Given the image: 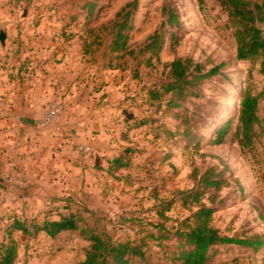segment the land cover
Listing matches in <instances>:
<instances>
[{"label": "rangeland", "instance_id": "1", "mask_svg": "<svg viewBox=\"0 0 264 264\" xmlns=\"http://www.w3.org/2000/svg\"><path fill=\"white\" fill-rule=\"evenodd\" d=\"M228 20L220 0H0L9 33L2 59L27 79L38 74L43 105L64 104L61 120L44 130L51 142L0 173V260L12 244L13 264H80L100 236L143 243L149 264H178L183 222L202 205L214 210L222 237L264 235V102L253 146L236 141L237 116L226 142L213 144L231 100L240 103L249 84L264 86L259 64L237 60ZM124 22V48L113 51ZM161 33L159 48L146 50ZM177 58L221 69L173 107L171 94H155L172 81ZM194 192L200 202L188 197ZM72 215L79 228L55 238L31 226ZM209 255L207 264H264V246L219 244Z\"/></svg>", "mask_w": 264, "mask_h": 264}, {"label": "trees", "instance_id": "2", "mask_svg": "<svg viewBox=\"0 0 264 264\" xmlns=\"http://www.w3.org/2000/svg\"><path fill=\"white\" fill-rule=\"evenodd\" d=\"M222 7L228 15L229 27L233 30V36L237 44L236 58L239 62L252 61L259 64V73L264 77V32L260 25L264 24V3L259 4L252 0H220ZM137 2L127 5L117 17H122L128 7L136 8ZM128 15V14H126ZM167 24L178 26L177 16L172 10L168 11ZM165 24L162 25L164 28ZM126 23L119 25V29L112 43L113 51L120 47L124 48L125 43H120L125 38L123 30ZM163 34H155L152 42L147 45L146 50L155 51L162 44ZM172 81L164 85V93H156L155 99L159 100L161 95L171 94L170 105L179 106L180 100L189 96H196L193 93L195 86L212 79L220 74V66L207 70L200 63H194L190 58H177L169 64ZM264 102V86L261 91L255 92L252 84H249L240 93V103L235 101L231 116L224 123L217 126L213 131V144L222 145L232 129L234 118L237 116L235 139L243 148L251 147L260 136L257 127L261 124L259 111ZM205 186L217 185L218 181L205 179ZM194 196L195 202H200L201 193L194 192L188 197ZM169 208V207H168ZM214 210L202 205L190 217L184 220V230L179 233L181 247L185 248L178 258V264H207L212 247L219 244H237L248 248L259 249L264 246V235L256 236L254 239H234L220 235L212 225ZM164 217V213H161ZM79 220L76 216L62 217L58 221H45L42 225H31L35 228V234L45 232L49 237L55 238L59 234L77 230ZM16 229L30 234L29 227L25 223L17 221ZM92 245L87 251L86 258L80 264H131L133 258L139 259V264L145 262L146 252L143 250V243L125 242L115 243L110 237H92ZM4 247L3 258L0 264H13L16 247L12 244Z\"/></svg>", "mask_w": 264, "mask_h": 264}, {"label": "crops", "instance_id": "3", "mask_svg": "<svg viewBox=\"0 0 264 264\" xmlns=\"http://www.w3.org/2000/svg\"><path fill=\"white\" fill-rule=\"evenodd\" d=\"M10 65L0 55V173L22 164L28 152L43 149L53 134L37 127L48 108L42 104L45 87L41 78L33 73L27 79L15 63Z\"/></svg>", "mask_w": 264, "mask_h": 264}, {"label": "built area", "instance_id": "4", "mask_svg": "<svg viewBox=\"0 0 264 264\" xmlns=\"http://www.w3.org/2000/svg\"><path fill=\"white\" fill-rule=\"evenodd\" d=\"M64 104L61 100H54L50 103L41 120L37 123L39 129L45 130L56 125L62 118Z\"/></svg>", "mask_w": 264, "mask_h": 264}, {"label": "water", "instance_id": "5", "mask_svg": "<svg viewBox=\"0 0 264 264\" xmlns=\"http://www.w3.org/2000/svg\"><path fill=\"white\" fill-rule=\"evenodd\" d=\"M9 39L8 28L5 25H0V45L5 48Z\"/></svg>", "mask_w": 264, "mask_h": 264}, {"label": "bare ground", "instance_id": "6", "mask_svg": "<svg viewBox=\"0 0 264 264\" xmlns=\"http://www.w3.org/2000/svg\"><path fill=\"white\" fill-rule=\"evenodd\" d=\"M234 109V99L231 100V107L229 113H231Z\"/></svg>", "mask_w": 264, "mask_h": 264}]
</instances>
